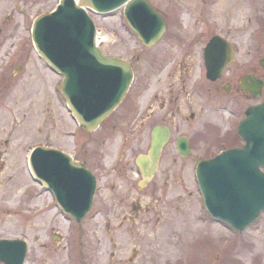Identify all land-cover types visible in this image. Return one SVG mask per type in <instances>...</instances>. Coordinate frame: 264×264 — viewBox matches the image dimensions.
<instances>
[{
    "label": "rangeland",
    "instance_id": "1",
    "mask_svg": "<svg viewBox=\"0 0 264 264\" xmlns=\"http://www.w3.org/2000/svg\"><path fill=\"white\" fill-rule=\"evenodd\" d=\"M8 1L0 0V18ZM56 1L26 0L22 15L0 23V68L5 67L6 73V87H0V239L26 242L24 264H264V214L241 234L213 222L201 205L193 177L198 160L239 145L235 129L248 103L234 96L214 95L207 106L199 97L187 99L183 91L179 95L159 163L167 183L159 187L161 201L139 203L147 213L141 208L132 214L131 206L121 210L95 198L85 219L76 224L32 182L24 164L27 148L40 143L71 151L68 141L72 138L65 139L63 132L72 131L73 124L58 98L60 78L35 54L30 40L33 19L52 11ZM148 1L166 22L162 38L149 49L130 32L121 9L107 15L90 14L97 36L106 38L99 44L104 54L146 62L136 66L137 79L126 100L140 92L138 100L146 102L157 94L149 104L159 102L177 74L171 69L179 60L178 55H171L179 51L174 43L187 37H195L198 43L218 35L230 43L235 61L225 71L226 78L258 67L264 57V0H240L234 15L218 16L215 10L226 11L228 6L215 7L216 0ZM182 61L190 78L181 85L186 91L192 84L201 89L205 79L199 55ZM190 113L194 115L191 121L187 120ZM179 136L190 145L184 158L174 149ZM169 250L176 254L160 256Z\"/></svg>",
    "mask_w": 264,
    "mask_h": 264
},
{
    "label": "water",
    "instance_id": "2",
    "mask_svg": "<svg viewBox=\"0 0 264 264\" xmlns=\"http://www.w3.org/2000/svg\"><path fill=\"white\" fill-rule=\"evenodd\" d=\"M123 7L124 19L141 44L150 47L164 32L163 19L145 0H60L55 12L35 19L31 39L35 50L55 72L63 76L61 93L78 124L94 130L113 110L131 81V69L124 61L103 56L94 45V26L86 10L107 14ZM205 77L214 81L233 61L226 42L213 38L204 53ZM264 68V59L259 61ZM262 82L249 89L257 98ZM237 126L245 147L221 152L197 164L195 176L202 203L210 217L243 232L264 212V104L252 107ZM169 131L156 127L151 133L148 158L136 161L143 176L153 171ZM181 157L188 153L185 139L177 140ZM32 176L56 193L59 208L77 223L91 206L93 181L81 165L63 154L37 147L29 161ZM26 244L0 240V262L23 264Z\"/></svg>",
    "mask_w": 264,
    "mask_h": 264
},
{
    "label": "flooded vegetation",
    "instance_id": "3",
    "mask_svg": "<svg viewBox=\"0 0 264 264\" xmlns=\"http://www.w3.org/2000/svg\"><path fill=\"white\" fill-rule=\"evenodd\" d=\"M18 4L20 6H16ZM24 7H27L26 0H10L3 11H8L5 16L13 17L14 15L22 14ZM174 44L177 45L179 51L171 55H178L179 60L173 63L171 69L173 72L177 71V74L174 78H171V73H169L167 78H171L175 85L171 87L173 84H169L166 90L167 93L159 98V102L155 104L156 108L154 103L149 104V102H154L157 94L147 98L146 102H143L142 99L141 101L138 100L137 96H139L140 92L135 95L134 99L126 100L129 92L130 94L132 93L130 91L131 85L133 86L137 79L135 70L138 67L136 66H145L146 62H138L132 58L125 59L118 55H113L127 60L133 71V80L129 90L118 106L103 120L95 131L86 133L84 130L79 129V132L75 134L70 132L69 129L67 131L65 129L63 132L65 139L72 138L68 141L71 145V151L65 153L73 161L81 164L95 181L93 200L100 198V203L116 205L115 208H120L121 210L124 208H129L130 210L131 206L132 214H138L142 210L144 213L148 212L146 207H140L139 203L161 201L162 194L158 192L159 187H163L167 183L168 178L159 169L160 159L165 148L160 153L155 173L151 177H143L141 175L136 166V160L147 154L151 142V131L155 126H165L169 128L171 133L169 123L178 111L177 102L182 91L186 92L187 99L192 97L196 100L199 97L202 99V103L207 106L212 102L214 95H221V93L226 97L234 96L244 103L247 102L248 105L242 107L239 120L243 118L246 108L264 101L261 99L264 85L259 100H253L248 92L252 80H263V74L259 73L260 69L257 67L235 77L226 78L222 76L214 82L202 83L201 89L197 88V84L189 85V91H186L181 83L184 85L190 76L187 74L186 71L188 69L182 63V60L187 57L201 55L206 42L199 41L197 43L195 37H187L183 41L175 42ZM154 63L155 61L147 64V66ZM183 75L185 76L184 78ZM244 78L245 80H243ZM0 81L4 82L0 87H6L5 67L0 68ZM189 103H192V101ZM188 108L190 107L188 106ZM193 118V113H190L187 120L191 121ZM242 145L240 142L238 146ZM90 146L94 148L90 150ZM107 148L111 150L108 151ZM148 173H151V171H148ZM46 192L51 202H53L52 192L50 190H46Z\"/></svg>",
    "mask_w": 264,
    "mask_h": 264
},
{
    "label": "bare ground",
    "instance_id": "4",
    "mask_svg": "<svg viewBox=\"0 0 264 264\" xmlns=\"http://www.w3.org/2000/svg\"><path fill=\"white\" fill-rule=\"evenodd\" d=\"M217 4H215V7L219 6V5H224L226 9V11H221V10H215V15H221L222 13L227 15H231V14H235V10H237L240 5H241V1L240 0H216ZM225 10V9H224ZM106 41V38L103 36H99L96 39L97 44L103 43ZM260 218V217H259ZM176 253L173 252L172 250L169 251H164L160 254L161 257H171L174 256Z\"/></svg>",
    "mask_w": 264,
    "mask_h": 264
}]
</instances>
